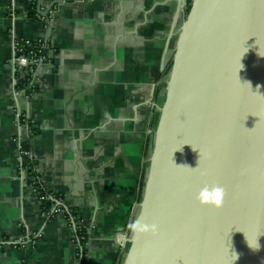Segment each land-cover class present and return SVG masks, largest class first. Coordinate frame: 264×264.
Segmentation results:
<instances>
[{
  "label": "crops",
  "instance_id": "crops-1",
  "mask_svg": "<svg viewBox=\"0 0 264 264\" xmlns=\"http://www.w3.org/2000/svg\"><path fill=\"white\" fill-rule=\"evenodd\" d=\"M52 1L41 0L40 9ZM181 7L180 0H61L33 20L26 0H0V240L21 238L0 245V264L81 258L71 221L42 211L32 160L60 199L51 211L61 203L86 230L81 264H123ZM13 34L48 39L54 51L33 75L29 97L15 83L25 71L10 62ZM17 109L27 155L19 153Z\"/></svg>",
  "mask_w": 264,
  "mask_h": 264
},
{
  "label": "water",
  "instance_id": "water-1",
  "mask_svg": "<svg viewBox=\"0 0 264 264\" xmlns=\"http://www.w3.org/2000/svg\"><path fill=\"white\" fill-rule=\"evenodd\" d=\"M180 3L123 264H264V0ZM215 184L220 209L197 199Z\"/></svg>",
  "mask_w": 264,
  "mask_h": 264
},
{
  "label": "trees",
  "instance_id": "trees-1",
  "mask_svg": "<svg viewBox=\"0 0 264 264\" xmlns=\"http://www.w3.org/2000/svg\"><path fill=\"white\" fill-rule=\"evenodd\" d=\"M37 1L38 0H26V16L28 18H31L33 20H37L39 18H41L40 14L38 13L37 10ZM190 7V0L186 1L185 4V13L188 11ZM20 44L24 47V50H28V46L27 45H23V41H20ZM45 44H48V39H44L41 40L39 42V50L41 51V53L45 52ZM25 51H20L17 53L18 56H22L25 55ZM169 70V67H168ZM32 79V73L29 72V68H25V75L23 79L19 80V83L17 85L18 89L20 90H24L26 96H30L33 92V87L30 86V81ZM164 84H161V87H164ZM23 122H25V119L23 118ZM22 148L24 150L29 151V142L25 141L22 144ZM28 171L30 172L31 176H33V180H34V187L36 189L37 192V196L41 202V209L43 211L44 214H46L47 218L52 219L55 217L56 214H64L68 220L75 222L74 220V214L70 211H68L67 209H65L61 203L59 205H57L55 207V210L51 211L50 207L52 204H55L56 201L60 200L58 199V196L55 197L54 195H51L43 186L38 173H36V169H35V163L34 160H32L31 165L29 166ZM142 186H143V179H142V185H141V190H142ZM76 233V240H77V248H78V254L79 256L82 257V259L84 258L85 255V245H86V230L85 228H80V227H76L75 230ZM85 237V238H84Z\"/></svg>",
  "mask_w": 264,
  "mask_h": 264
},
{
  "label": "built area",
  "instance_id": "built-area-1",
  "mask_svg": "<svg viewBox=\"0 0 264 264\" xmlns=\"http://www.w3.org/2000/svg\"><path fill=\"white\" fill-rule=\"evenodd\" d=\"M186 1L187 0H185V3ZM14 10H15L14 7L11 6V12H12L11 15H15ZM12 40H13V55H12L10 62L15 71L17 69L20 71H25V68H29V72L32 73V77H33V75H35V73L38 71L40 66L46 61L51 60V58L53 57L54 51L47 44H45V48H46L45 52L41 53V51L39 50L40 48L38 46L41 40L34 42V41H29V40H24V39H17L14 34H13ZM20 41H23V45L24 46L27 45L29 49L24 50V47L20 44ZM20 51L21 52L25 51L26 54L22 56H18L17 53ZM18 80L16 79L15 83L17 82L18 84ZM15 114H16L17 142H18L19 153L21 155H27L28 151L22 148V143L25 141L24 137L21 135L22 126L24 124L23 122L24 117L20 109H17ZM80 228H84V227H80ZM20 241H21V238L1 239L0 245H16Z\"/></svg>",
  "mask_w": 264,
  "mask_h": 264
},
{
  "label": "clouds",
  "instance_id": "clouds-1",
  "mask_svg": "<svg viewBox=\"0 0 264 264\" xmlns=\"http://www.w3.org/2000/svg\"><path fill=\"white\" fill-rule=\"evenodd\" d=\"M224 198H225V189L223 186L218 184L212 185L210 188L208 186H205L199 191V194L197 196V199L202 205L211 206L216 209H220L223 207ZM257 237H256V245H257L256 248H253L248 241L250 247H252L253 249L259 248Z\"/></svg>",
  "mask_w": 264,
  "mask_h": 264
},
{
  "label": "snow or ice",
  "instance_id": "snow-or-ice-1",
  "mask_svg": "<svg viewBox=\"0 0 264 264\" xmlns=\"http://www.w3.org/2000/svg\"><path fill=\"white\" fill-rule=\"evenodd\" d=\"M251 242H254L255 238H249Z\"/></svg>",
  "mask_w": 264,
  "mask_h": 264
},
{
  "label": "rangeland",
  "instance_id": "rangeland-1",
  "mask_svg": "<svg viewBox=\"0 0 264 264\" xmlns=\"http://www.w3.org/2000/svg\"><path fill=\"white\" fill-rule=\"evenodd\" d=\"M186 4V3H185Z\"/></svg>",
  "mask_w": 264,
  "mask_h": 264
}]
</instances>
